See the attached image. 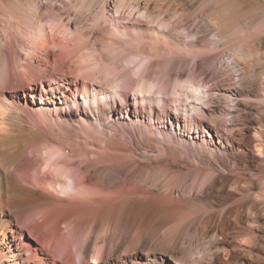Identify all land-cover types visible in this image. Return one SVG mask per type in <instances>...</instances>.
<instances>
[{"label": "bare ground", "instance_id": "obj_1", "mask_svg": "<svg viewBox=\"0 0 264 264\" xmlns=\"http://www.w3.org/2000/svg\"><path fill=\"white\" fill-rule=\"evenodd\" d=\"M0 264H264V0H0Z\"/></svg>", "mask_w": 264, "mask_h": 264}, {"label": "rangeland", "instance_id": "obj_2", "mask_svg": "<svg viewBox=\"0 0 264 264\" xmlns=\"http://www.w3.org/2000/svg\"><path fill=\"white\" fill-rule=\"evenodd\" d=\"M197 75H199V73H197ZM226 76H228L227 72H226Z\"/></svg>", "mask_w": 264, "mask_h": 264}]
</instances>
